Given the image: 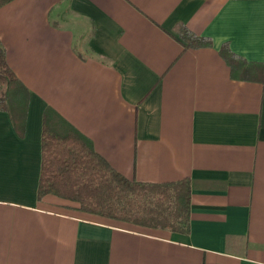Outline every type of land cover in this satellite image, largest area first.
<instances>
[{"label": "crops", "instance_id": "1", "mask_svg": "<svg viewBox=\"0 0 264 264\" xmlns=\"http://www.w3.org/2000/svg\"><path fill=\"white\" fill-rule=\"evenodd\" d=\"M0 43L29 90L24 129L0 110V264H264V0H12ZM47 107L124 178L187 179L189 232L38 200Z\"/></svg>", "mask_w": 264, "mask_h": 264}, {"label": "trees", "instance_id": "2", "mask_svg": "<svg viewBox=\"0 0 264 264\" xmlns=\"http://www.w3.org/2000/svg\"><path fill=\"white\" fill-rule=\"evenodd\" d=\"M12 0H0V7ZM179 36L187 46L211 43L185 26ZM221 56L239 70L248 62L237 58L223 44ZM29 90L10 69L0 43V110L8 113L15 128L24 129ZM53 195L77 205V210L135 226L187 234L190 188L187 179L151 183L128 180L117 173L94 149L89 138L64 120L54 109L43 112L41 167L37 199Z\"/></svg>", "mask_w": 264, "mask_h": 264}]
</instances>
